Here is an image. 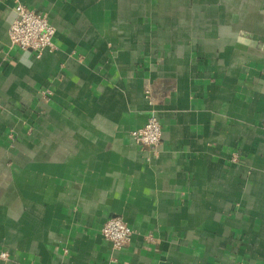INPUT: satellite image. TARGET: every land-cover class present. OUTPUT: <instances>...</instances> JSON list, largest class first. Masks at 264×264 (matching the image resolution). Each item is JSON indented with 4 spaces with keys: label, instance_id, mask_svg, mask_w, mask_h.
Returning <instances> with one entry per match:
<instances>
[{
    "label": "crops",
    "instance_id": "crops-1",
    "mask_svg": "<svg viewBox=\"0 0 264 264\" xmlns=\"http://www.w3.org/2000/svg\"><path fill=\"white\" fill-rule=\"evenodd\" d=\"M19 4L54 51L11 44ZM152 114L156 150L130 136ZM116 216L120 250L101 232ZM2 253L264 264V0H0Z\"/></svg>",
    "mask_w": 264,
    "mask_h": 264
},
{
    "label": "built area",
    "instance_id": "built-area-1",
    "mask_svg": "<svg viewBox=\"0 0 264 264\" xmlns=\"http://www.w3.org/2000/svg\"><path fill=\"white\" fill-rule=\"evenodd\" d=\"M16 19L9 29L11 44L22 50L35 52L41 56L47 51H54L53 38L56 33L55 27L43 16L23 4L16 7ZM150 92H148L149 94ZM134 142L142 147L156 150L162 142L163 129L159 116L152 114L145 126L130 132ZM103 237L111 242L115 250L126 246L133 235V230L122 217L109 219L102 228ZM8 254H0L1 259H6Z\"/></svg>",
    "mask_w": 264,
    "mask_h": 264
}]
</instances>
